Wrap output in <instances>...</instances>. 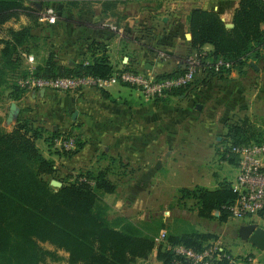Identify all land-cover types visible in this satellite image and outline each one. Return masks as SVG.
<instances>
[{
    "label": "crops",
    "instance_id": "crops-1",
    "mask_svg": "<svg viewBox=\"0 0 264 264\" xmlns=\"http://www.w3.org/2000/svg\"><path fill=\"white\" fill-rule=\"evenodd\" d=\"M151 1L159 5L154 7ZM238 3L239 0H87L74 8L61 1L56 5L61 11L57 23L49 26L39 19L36 29L40 33L32 32L39 45L45 42L47 47L23 54L21 71L44 67L50 54L61 56L56 62L65 70L73 69L87 57L88 45L97 42L106 46L108 60L117 72L128 66L151 76L170 73L180 57L168 64L160 62L155 49L156 53L144 48V40L133 41L136 33L151 30L147 38L151 46L171 39L175 52L185 51L183 59L189 42L185 35L190 34L188 15L200 10L215 12L228 29L225 24L233 25ZM261 30L264 32V25ZM203 50L209 52L211 47ZM250 64L258 70L254 71ZM4 101L7 115L10 104H16L18 120L40 125L45 137L53 133L77 135L82 148L70 161L72 166H83L93 159L99 164L111 159L124 168L147 169L142 173V182L151 183L143 190L147 194L160 191L154 186L159 182L152 183L160 174L171 180L176 191L195 187L214 191L224 180L232 184L238 165L223 157L229 126L247 119L264 133V76L254 62H249L241 75L232 72L227 80L214 79L179 96L154 102L142 101L136 90L120 83L79 93L38 91L21 95L16 102L8 98ZM38 144L45 152L50 150L43 141ZM52 154L42 155L56 162ZM212 216V221H218L217 212ZM243 222L236 236L242 225L254 223L264 229V213ZM193 228L208 234L206 228ZM234 246L238 255L245 257L236 264H264V251L244 241ZM230 248L234 250L233 245Z\"/></svg>",
    "mask_w": 264,
    "mask_h": 264
},
{
    "label": "trees",
    "instance_id": "trees-1",
    "mask_svg": "<svg viewBox=\"0 0 264 264\" xmlns=\"http://www.w3.org/2000/svg\"><path fill=\"white\" fill-rule=\"evenodd\" d=\"M86 1L66 0L64 3L77 8L78 4ZM47 3L48 0H0V30L12 18L17 19L19 11L24 12L21 15L27 18V24L19 29H8L0 39V88L5 84L4 77L8 72L20 71L21 56L40 47L32 35L33 30L40 26V17L32 7L37 5L42 11ZM57 12L60 17L61 11ZM232 23V29H225L218 14L210 11H192L188 15L191 40L187 43L186 57L173 71L157 75L155 79L159 81L183 75L190 56L200 54L205 46H210L211 51L200 58L203 68L193 84L170 96H179L214 79L227 80L232 72L241 75L244 69L249 68V62L256 63L264 76V32L261 30L264 1L239 0ZM150 34L149 29L139 31L133 41L145 40ZM108 59L106 46L92 42L88 45L87 57L73 69L65 70L57 64L54 54H50L44 67L29 74L41 79L94 77L106 80L117 73ZM218 61L229 64L230 69L222 67L214 72L204 66L205 62L214 65ZM126 67L122 72H137ZM22 76L25 73L20 71L18 77ZM14 89L16 94H10L9 99L15 101L22 92L17 86ZM44 134L43 129L34 127L27 120L16 121L7 131L0 118V264H45L46 256L54 257V254L44 250L42 245L67 254L68 264H131L135 259L146 258L154 248L155 239L165 231L164 225L155 222L139 228L124 218H119L123 223H111L103 196L113 193L115 188L107 180L105 172L95 175L87 172L83 176L85 182L77 177L73 182L63 181L59 189L52 188L49 180L56 175L54 163L42 155L35 142L43 141L51 148L59 135L53 133L46 138ZM227 141L226 160L237 164L230 149L264 144V133L247 119H241L229 126ZM81 148L82 144L76 142L75 149L64 152V155L71 157ZM55 153L59 155V152ZM177 195L178 203L183 206L185 202H192L199 218L212 220V213L217 212L216 220L220 223L230 219L227 208L236 199L231 183L225 180L214 191L195 187L178 190ZM212 239V235L198 233L190 226L173 235L166 232L165 241L169 247L183 245L200 253ZM160 248L157 260L171 264L175 257L169 248L165 252ZM220 264L229 262L223 260Z\"/></svg>",
    "mask_w": 264,
    "mask_h": 264
},
{
    "label": "rangeland",
    "instance_id": "rangeland-1",
    "mask_svg": "<svg viewBox=\"0 0 264 264\" xmlns=\"http://www.w3.org/2000/svg\"><path fill=\"white\" fill-rule=\"evenodd\" d=\"M65 1V0H64ZM63 2V1H62ZM154 5V7L157 4L156 1H151ZM32 9L36 10L37 14L41 12L40 9L38 10L37 5L33 6ZM24 12L20 11L18 12V18H12L9 22H7L4 26H2L0 30V39H2L5 36V33L8 29H19L23 25L27 24V18ZM40 17V16H39ZM148 26V25H144ZM39 32L37 29H34L33 32ZM145 46L144 48H147L148 50H151L152 52H155L154 49L157 51V59L165 64H168L170 62H173V58L180 57L178 60V63H182V55H184L185 51L183 49H180L175 52V50L172 48L171 39H165L162 42L157 41L155 42V45L151 46V42L149 39L144 40ZM46 46V43H42L38 50L40 48L44 49ZM181 53V54H180ZM181 55V56H180ZM61 58V56L56 57ZM21 71V69H20ZM20 71L16 72V70L8 72L7 76L4 77V83L3 86L0 88V112L3 113L0 118L2 119V124L4 128L7 131H10L13 126L15 125V122L18 121V118L15 117L11 122L7 121L8 115L4 111L6 110L5 105V98L9 99L10 94L15 92V86H18V81L20 79H25L30 76V70L27 69V71L23 70V73H25V76L18 77L20 75ZM137 71V70H136ZM138 72H143V70H140ZM147 74L146 72H143ZM22 74V72H21ZM148 75V74H147ZM151 76V75H150ZM18 77V78H17ZM155 77V76H152ZM65 78V77H61ZM11 88H13L11 90ZM91 89V88H84L80 89L79 93L83 90ZM94 89V88H93ZM19 90L22 92V95L30 94V93H38V91H34L31 88L24 86L20 87ZM16 94V92H15ZM12 102H16V100H10ZM12 104V103H11ZM16 105V104H15ZM9 114V111H8ZM34 127L41 128L42 127L38 124L32 123ZM51 134L46 135V138L50 137ZM69 140H73L72 145L70 148L66 149L62 146V143H66ZM36 141V147L39 149V151L42 154L47 155L50 153L49 156H51L52 153L59 152V155L55 153L54 156H56L57 160L56 162L53 161L55 169H56V175L55 178H51L50 180H56L60 182L61 184L66 181L73 182L75 179L80 178L79 181H84L83 176L87 172L97 174L99 172H105V175L107 177V180L112 183V185L115 188V191L110 194H104L103 196V202L107 204L108 211H107V217L108 220L113 224H118L119 222H122L120 219L124 218L126 221L128 220L134 227H143L144 224L149 225L151 223H161L165 227V231L170 234H175L181 229H187L188 227H196L198 230H202L206 228L207 233L213 236V239L209 241L210 243H215L222 247L223 250H225L228 255L230 256V259H232V264H236L237 262H240L244 260V254L243 256H239L237 252V248H235L234 244L238 245L242 241H240L237 236L235 235L236 229L240 222L244 223L241 220H236L230 218L228 222L226 223H220L218 221H209L206 219H202L197 217L195 211L193 210V204L191 201L185 202V205L178 203V195L176 191V188L172 187V182L170 179H168L165 175L160 174L159 177H155L152 179V183H156L158 181V185H154L156 188H159L160 191L157 193H146L145 188L148 186H151V183H143V171L147 169H140V168H124L120 165L114 164V161L111 159H106L105 161H102L100 164L96 160H92L88 164H85L83 166H72L70 165V161L74 158L66 157L64 155V152H70L75 149L76 142L81 143L80 139H78L77 135H63L59 138L55 139L53 146L49 148L50 150L45 152V149L42 145L38 144ZM61 148V149H60ZM226 152V150H224ZM225 160L228 158L226 155ZM53 155V154H52ZM48 156V155H47ZM60 159L62 161H60ZM51 160V159H50ZM155 169H152V172ZM49 180V182H50ZM153 186V185H152ZM120 218V219H119ZM256 218V217H255ZM118 221V223H117ZM121 225V224H120ZM205 226V227H204ZM159 234V231H158ZM160 235V234H159ZM157 236V235H156ZM208 245V244H207ZM233 245L234 250H230L231 246ZM170 245L164 242L160 243H154V248L151 251V253L144 259H135L133 263L131 264H162L161 261L157 260V251L159 247L162 248V252H165L168 250ZM42 248L44 250H47L54 254V257L46 256L45 258V264H68L67 259L68 256L64 252L60 250H56L53 247L49 245H42ZM160 248V249H161Z\"/></svg>",
    "mask_w": 264,
    "mask_h": 264
},
{
    "label": "built area",
    "instance_id": "built-area-1",
    "mask_svg": "<svg viewBox=\"0 0 264 264\" xmlns=\"http://www.w3.org/2000/svg\"><path fill=\"white\" fill-rule=\"evenodd\" d=\"M64 0H48L47 6L40 12V21L53 26L59 19L56 10L57 3ZM120 31H117L119 33ZM200 54L194 53L187 61V68L183 75L156 80L155 77L143 72L118 71L112 77L101 80L94 77L80 78H54L41 79L29 76L18 81V86H27L36 91H51L59 93H74L84 88L105 89L112 83H120L130 89L136 90L144 102H154L168 98L171 93L189 88L196 77L201 74L203 64ZM205 67L218 72L220 68L230 69V65L218 61L214 65L205 62ZM73 140L61 144L66 149L70 148ZM60 148V149H61ZM230 153L235 157L238 165V174L231 184V189L236 195L234 202L227 208L230 218L247 221L264 213V144H248L232 147ZM166 232L161 231L155 239L156 243L164 242ZM169 250L175 257L171 264H220L223 260L232 264L228 253L215 243L208 244L198 253L183 245H175Z\"/></svg>",
    "mask_w": 264,
    "mask_h": 264
},
{
    "label": "water",
    "instance_id": "water-1",
    "mask_svg": "<svg viewBox=\"0 0 264 264\" xmlns=\"http://www.w3.org/2000/svg\"><path fill=\"white\" fill-rule=\"evenodd\" d=\"M193 9L199 10V7L194 6ZM225 27L230 29L233 27V25L225 24ZM185 38L187 41H190V34H186ZM126 61L127 59L124 58V62ZM250 67L254 71L258 70V68L254 64H250ZM18 113L19 111L16 105L14 103L10 104L7 121L11 122L15 117H17ZM49 185L55 189H59L62 186V184L56 180H50ZM237 236L241 241L249 243L257 250L264 251V229L258 227L256 224L251 223L240 226L237 230Z\"/></svg>",
    "mask_w": 264,
    "mask_h": 264
}]
</instances>
